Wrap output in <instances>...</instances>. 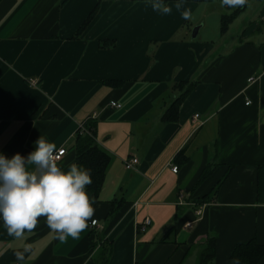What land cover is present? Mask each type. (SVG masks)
<instances>
[{
	"label": "crops",
	"instance_id": "crops-1",
	"mask_svg": "<svg viewBox=\"0 0 264 264\" xmlns=\"http://www.w3.org/2000/svg\"><path fill=\"white\" fill-rule=\"evenodd\" d=\"M177 2L164 0L165 15L151 0H0V153L27 157L43 135L67 151L58 163L66 172L91 120L112 158L79 239L59 242L45 217L18 239L0 219V264H17L25 244L24 264H196L210 238L213 264H233L237 246L264 245V0L224 35L221 0H183L180 11ZM209 20L216 41L202 39ZM185 82L197 86L166 124ZM133 159L139 165L126 169Z\"/></svg>",
	"mask_w": 264,
	"mask_h": 264
},
{
	"label": "clouds",
	"instance_id": "clouds-1",
	"mask_svg": "<svg viewBox=\"0 0 264 264\" xmlns=\"http://www.w3.org/2000/svg\"><path fill=\"white\" fill-rule=\"evenodd\" d=\"M246 3L247 0H221V6L229 8L243 7ZM151 7L165 15L172 12L164 0H151ZM183 7V0L175 4L177 11ZM181 16L190 19L191 10H183ZM35 145L27 157L16 153L9 159L0 153V219L8 235L18 239L31 234L40 217L46 218L59 242L66 243L69 237L79 239L94 215L93 201L86 191L92 184L91 170L72 163L65 172L57 164L55 143L41 135ZM31 251L29 244L16 251L17 264H24L26 254ZM233 264H240L239 259Z\"/></svg>",
	"mask_w": 264,
	"mask_h": 264
},
{
	"label": "trees",
	"instance_id": "trees-1",
	"mask_svg": "<svg viewBox=\"0 0 264 264\" xmlns=\"http://www.w3.org/2000/svg\"><path fill=\"white\" fill-rule=\"evenodd\" d=\"M248 1L250 0H247V3L243 7L229 8L225 6V9L229 11V14L226 13L221 18L222 35L228 32L230 26L238 18L241 12L246 10ZM232 10L234 11L232 12ZM97 12L98 7L90 14L88 19L81 26L78 36L81 35L83 31L91 24V22L96 17ZM113 46L114 44L110 47ZM102 47H107V45L103 44ZM196 86V82H185L177 85V90L180 92V95L174 100V103L164 116V122L166 124L176 123L179 120L180 108L187 100L189 95L194 91ZM83 127L84 131L81 129L78 131V136L74 146L77 156L76 163L91 170L92 184L87 186L86 191L90 194V197H98L104 188L107 171L112 163V158L97 144L96 123L89 120L84 123ZM209 173L210 172H205L202 179L209 175ZM222 183L223 181L216 187L211 197H207L208 199H203L200 204L204 205L214 201L219 196ZM258 200L259 203L264 204V167H261L259 170ZM216 249V239H208L206 248L200 255L199 264H213L217 255ZM263 258L264 245L259 244L256 240H252L247 244L237 246L231 255V259L233 261L239 259L241 264H259Z\"/></svg>",
	"mask_w": 264,
	"mask_h": 264
},
{
	"label": "rangeland",
	"instance_id": "rangeland-1",
	"mask_svg": "<svg viewBox=\"0 0 264 264\" xmlns=\"http://www.w3.org/2000/svg\"><path fill=\"white\" fill-rule=\"evenodd\" d=\"M257 3H258L257 0L248 1V8H247L246 11L241 12L242 16L245 17V16L253 15L254 14V11H253L254 10V7L253 6L255 4H257ZM234 10H232V12ZM224 11H225V13L229 14V11H227L226 9ZM208 23L210 25H208L207 28L204 29L203 34H202V39L206 37V38H209V40L216 41L218 39V32H219L218 29H217L218 27L217 26H216V28H215V26L213 27V23H212L211 20H209ZM239 26H240L239 22H236L233 25L232 31H233L234 34L237 31V29H238ZM192 36H193V34H192ZM204 248L205 247L199 248V252H200L199 255L201 254V252L203 251ZM199 259H200V257L198 256V259L196 261V264H199Z\"/></svg>",
	"mask_w": 264,
	"mask_h": 264
},
{
	"label": "built area",
	"instance_id": "built-area-1",
	"mask_svg": "<svg viewBox=\"0 0 264 264\" xmlns=\"http://www.w3.org/2000/svg\"><path fill=\"white\" fill-rule=\"evenodd\" d=\"M251 81H253V80H251ZM112 106L115 107V108H120L121 107L117 103H112ZM195 118L196 119H199V116L197 115ZM80 129L82 131H84L83 125L80 127ZM66 154H67V151L64 150V149L57 151V155L59 156V159L57 160V164L60 163L63 160V158L65 157ZM137 165H139V160H137V159L130 160V161H128L126 163V169H128V170L135 169ZM178 171H179V169L177 167H174L173 168V172L174 173L177 174ZM197 214L200 216L202 214V210H199ZM91 225H92V227H96L97 221H94V223H92ZM150 225H151V220L150 219H146V221L144 222V224L140 227L141 228V231H145L146 228L148 226H150Z\"/></svg>",
	"mask_w": 264,
	"mask_h": 264
},
{
	"label": "water",
	"instance_id": "water-1",
	"mask_svg": "<svg viewBox=\"0 0 264 264\" xmlns=\"http://www.w3.org/2000/svg\"><path fill=\"white\" fill-rule=\"evenodd\" d=\"M199 28H195L194 29V31H193V36H192V38H193V40H195L196 38H197V36H198V33H199Z\"/></svg>",
	"mask_w": 264,
	"mask_h": 264
}]
</instances>
